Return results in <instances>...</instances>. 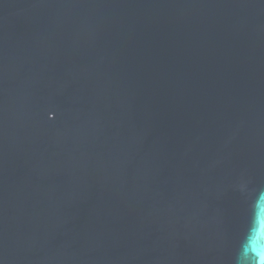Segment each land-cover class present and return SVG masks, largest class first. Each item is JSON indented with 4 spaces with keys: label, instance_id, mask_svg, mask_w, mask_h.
Masks as SVG:
<instances>
[{
    "label": "water",
    "instance_id": "obj_1",
    "mask_svg": "<svg viewBox=\"0 0 264 264\" xmlns=\"http://www.w3.org/2000/svg\"><path fill=\"white\" fill-rule=\"evenodd\" d=\"M0 264H264V0H0Z\"/></svg>",
    "mask_w": 264,
    "mask_h": 264
}]
</instances>
